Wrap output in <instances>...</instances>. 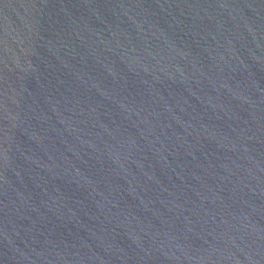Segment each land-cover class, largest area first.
<instances>
[{
  "label": "water",
  "instance_id": "1",
  "mask_svg": "<svg viewBox=\"0 0 264 264\" xmlns=\"http://www.w3.org/2000/svg\"><path fill=\"white\" fill-rule=\"evenodd\" d=\"M0 264H264V0H0Z\"/></svg>",
  "mask_w": 264,
  "mask_h": 264
}]
</instances>
